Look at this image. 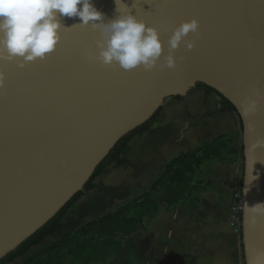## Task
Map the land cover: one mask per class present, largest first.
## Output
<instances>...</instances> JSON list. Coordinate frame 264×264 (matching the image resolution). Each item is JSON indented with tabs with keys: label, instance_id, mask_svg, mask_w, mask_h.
Masks as SVG:
<instances>
[{
	"label": "water",
	"instance_id": "water-1",
	"mask_svg": "<svg viewBox=\"0 0 264 264\" xmlns=\"http://www.w3.org/2000/svg\"><path fill=\"white\" fill-rule=\"evenodd\" d=\"M137 0H122L132 9ZM144 12L168 4L156 18L137 15L160 31L164 55L172 34L161 31L196 19L199 33H189L195 48L182 44L184 57L175 70L159 67L125 71L90 63L98 34L75 26L78 17H62L56 50L21 69L0 62V261L15 252L83 192L100 164L127 135L148 123L168 99L185 98L198 86L213 89L231 103L242 125V194L249 207L264 202V101L245 120L240 102L251 89L264 93V0H139ZM106 19L116 15L115 0H93ZM151 4V5H150ZM251 123L255 132L248 134ZM249 174L255 179L246 182ZM248 190L245 192L244 189ZM245 264L264 251V221L250 226L242 214Z\"/></svg>",
	"mask_w": 264,
	"mask_h": 264
},
{
	"label": "crops",
	"instance_id": "crops-1",
	"mask_svg": "<svg viewBox=\"0 0 264 264\" xmlns=\"http://www.w3.org/2000/svg\"><path fill=\"white\" fill-rule=\"evenodd\" d=\"M220 137L235 154L204 163L188 199L179 204H168V190L152 195L158 211L129 237L128 248L138 264H245L239 232L231 225L233 194L243 179L242 129L236 116L220 113V99L203 88L181 101H166L161 118L131 141L122 156L125 164L112 165L97 179L98 189L80 199L62 230L66 226L68 235L74 234L150 193L172 160ZM121 251L115 259L124 260Z\"/></svg>",
	"mask_w": 264,
	"mask_h": 264
},
{
	"label": "clouds",
	"instance_id": "clouds-1",
	"mask_svg": "<svg viewBox=\"0 0 264 264\" xmlns=\"http://www.w3.org/2000/svg\"><path fill=\"white\" fill-rule=\"evenodd\" d=\"M116 15L106 19L93 4V0H0V62L16 63L21 69L37 60H44L52 54L61 41L65 28L62 17H78L81 23L74 25L91 28L98 34V52H85L90 63H100L105 67L132 71L142 68L152 72L175 70L184 57H176L175 52L183 44L187 51L195 48L194 40H186L189 33H199V21L182 22L178 27L169 28L167 55H164L160 31L132 14V10L115 0ZM5 87V75L0 71V89ZM264 93L251 89L239 104L245 120L257 114ZM248 134L255 132L251 123L246 128ZM252 149H264V139H259ZM255 179L249 174L246 182ZM248 189L245 188L246 192ZM244 215L250 226L264 221V202L249 207L244 206ZM249 264H264V251L250 255Z\"/></svg>",
	"mask_w": 264,
	"mask_h": 264
},
{
	"label": "trees",
	"instance_id": "trees-1",
	"mask_svg": "<svg viewBox=\"0 0 264 264\" xmlns=\"http://www.w3.org/2000/svg\"><path fill=\"white\" fill-rule=\"evenodd\" d=\"M197 88H203L209 93L218 97L220 99V113L236 116L242 129L240 118L235 107L231 103L221 97L213 89L205 86H198ZM173 99L181 101L184 98L175 97ZM163 111L164 107L161 108L148 123L124 137L111 151L109 156L97 168L92 179L86 185L84 191L76 195L66 205V207H64L62 211L58 213L56 217H54L40 231L23 243L15 252L9 254L6 258L0 261V264H10L18 259L24 258L31 250L39 247L46 239L53 237L57 232L62 230L64 220L67 218L74 206L80 201L82 197L98 189L96 181L109 167L112 165L125 164L122 156L128 149L131 141L135 137L146 133L161 118ZM234 154L235 153L229 148L225 138L220 137L208 145L172 160L164 168L162 176L152 186L150 193L140 197L128 205H125L113 214L106 215L92 223L83 226L74 234H71L49 249L40 252L25 264L33 263V261L37 260L38 257L45 256L43 258L45 259L46 256L51 253L57 252L59 250H66L71 246H76L81 240H83L82 248L85 264H91L96 261V258L94 257L91 259L87 257L84 252L89 247V242L94 238L101 240V244H105L108 247H113V250L110 252L108 258L114 256L124 247L123 238L130 237L131 235L135 234L139 228H146L152 222L154 214L158 211L157 203L151 200L152 195H158L160 192L168 190L170 193L168 204L170 206L179 204L180 202L188 199L193 177L197 171L201 169L204 163L211 161H222ZM242 186L243 179L239 183V187L242 188ZM240 220L242 222V216ZM239 228H241V225ZM239 236L243 253L242 232L240 229ZM99 259L106 261L107 258L99 257ZM117 262L120 264H129L128 262L121 263L120 261H115L111 264H116Z\"/></svg>",
	"mask_w": 264,
	"mask_h": 264
},
{
	"label": "rangeland",
	"instance_id": "rangeland-1",
	"mask_svg": "<svg viewBox=\"0 0 264 264\" xmlns=\"http://www.w3.org/2000/svg\"><path fill=\"white\" fill-rule=\"evenodd\" d=\"M238 226L240 227V225ZM68 232V228H66L65 226L63 230L57 232L53 237L46 239L39 247L31 250L24 258L18 259L10 264H25L27 261L38 255L40 252L49 249L50 247L65 239L66 237L70 236L68 235ZM127 240L129 241V237L123 238L124 247L125 245H127V247H123L122 251L120 250V258L124 260L115 259V255L117 253L114 256L108 258L110 252L113 250V247H108L105 244H101V240H99L98 238H94L89 242V247L85 250L84 254L91 259H93L94 257L96 258V261L91 264H111L115 261H120L121 263L128 262L129 264H138L137 260L134 259L130 254V250L128 248L130 242H127ZM82 243L83 240L78 242V245L76 246H71L66 250H59L57 252L51 253L47 255L45 259H43L45 256L38 257V259L33 261V263L31 264H85ZM99 257H106L107 259L106 261H102L101 259H99ZM242 261L243 263L245 262L244 256L242 258ZM116 264L120 263L117 262Z\"/></svg>",
	"mask_w": 264,
	"mask_h": 264
},
{
	"label": "built area",
	"instance_id": "built-area-1",
	"mask_svg": "<svg viewBox=\"0 0 264 264\" xmlns=\"http://www.w3.org/2000/svg\"><path fill=\"white\" fill-rule=\"evenodd\" d=\"M244 211V198L242 194V188L239 186L235 189L233 194V204L231 207V225L234 228H238L241 223V216Z\"/></svg>",
	"mask_w": 264,
	"mask_h": 264
},
{
	"label": "snow or ice",
	"instance_id": "snow-or-ice-1",
	"mask_svg": "<svg viewBox=\"0 0 264 264\" xmlns=\"http://www.w3.org/2000/svg\"><path fill=\"white\" fill-rule=\"evenodd\" d=\"M143 4H148V3H143ZM143 4L140 3L139 0H137L136 3L132 4V8L135 9V12H136L137 15H146V16H150V17H153V18L161 16L163 14V10L167 9L169 7L168 4L160 5L159 6V11H158L157 7L152 5L154 11L144 12L143 7H142ZM159 28H160L161 31L166 33L167 30L170 28V24L167 21H164L162 23H159Z\"/></svg>",
	"mask_w": 264,
	"mask_h": 264
}]
</instances>
